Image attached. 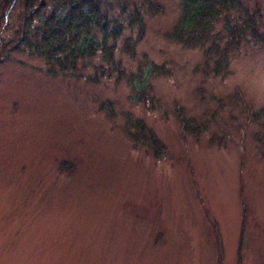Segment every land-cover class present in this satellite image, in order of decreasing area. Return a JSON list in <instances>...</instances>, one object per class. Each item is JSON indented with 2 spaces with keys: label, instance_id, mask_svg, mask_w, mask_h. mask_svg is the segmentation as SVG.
I'll return each instance as SVG.
<instances>
[{
  "label": "rangeland",
  "instance_id": "374dc122",
  "mask_svg": "<svg viewBox=\"0 0 264 264\" xmlns=\"http://www.w3.org/2000/svg\"><path fill=\"white\" fill-rule=\"evenodd\" d=\"M161 5L134 57L116 52L124 79L2 58L0 264H264V42L239 41L216 73L206 45L168 37L179 1ZM247 9L264 34V0ZM128 117L160 153L130 139Z\"/></svg>",
  "mask_w": 264,
  "mask_h": 264
},
{
  "label": "trees",
  "instance_id": "16d2710c",
  "mask_svg": "<svg viewBox=\"0 0 264 264\" xmlns=\"http://www.w3.org/2000/svg\"><path fill=\"white\" fill-rule=\"evenodd\" d=\"M178 1L179 16L168 37L184 46L206 45V57L212 59L216 73L225 69L228 51L239 41L264 42V34L257 32L259 13L247 9L249 0ZM161 10V0H0V62L7 52L25 51L41 58L46 71L53 75H86L92 82L100 77L121 80L126 71L116 52L133 58L144 36L145 18ZM157 67L139 66L143 76L131 77L130 85L144 89ZM132 90L134 101L146 102L148 90ZM180 115L178 111L183 128L196 134L197 127ZM126 124L134 143L160 153V140L143 121L128 117Z\"/></svg>",
  "mask_w": 264,
  "mask_h": 264
}]
</instances>
